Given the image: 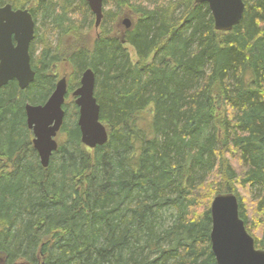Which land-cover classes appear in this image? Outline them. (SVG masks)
<instances>
[{"label":"trees","instance_id":"trees-1","mask_svg":"<svg viewBox=\"0 0 264 264\" xmlns=\"http://www.w3.org/2000/svg\"><path fill=\"white\" fill-rule=\"evenodd\" d=\"M242 1L220 32L205 3L114 0L90 42L85 0H0L48 22L34 81L0 88V264H216L209 209L226 192L264 249V0ZM123 12L128 29L113 19ZM62 61L75 70L67 96L94 72L108 140L82 144L65 103L44 168L24 108L47 100Z\"/></svg>","mask_w":264,"mask_h":264},{"label":"water","instance_id":"water-1","mask_svg":"<svg viewBox=\"0 0 264 264\" xmlns=\"http://www.w3.org/2000/svg\"><path fill=\"white\" fill-rule=\"evenodd\" d=\"M94 14L95 28L102 18L104 0H86ZM207 4L216 31L227 32L236 26L244 11L242 0H194ZM125 28L130 22L124 19ZM34 36V22L27 10L12 9L9 4L0 6V88L16 80L25 89L34 79L29 47ZM67 94L65 78L57 81L48 100L42 105L25 106L26 124L33 133L32 143L39 161L47 167L51 152L56 150V136L64 118L63 104ZM78 109L77 125L82 144L89 148L104 145L108 140L106 126L100 122L99 106L94 97V75L87 69L80 86L73 91ZM210 246L216 264H264V250L257 249L252 236L246 231L238 215V203L232 193L217 194L210 207Z\"/></svg>","mask_w":264,"mask_h":264},{"label":"rangeland","instance_id":"rangeland-1","mask_svg":"<svg viewBox=\"0 0 264 264\" xmlns=\"http://www.w3.org/2000/svg\"><path fill=\"white\" fill-rule=\"evenodd\" d=\"M3 4L4 3H2L1 6ZM32 5L35 6V4H32ZM115 10L116 9H115V5H114V0H107L105 3V6H104V13H103L104 15H103V19H102L103 21H102V23H100V26L98 28L94 27V17H92L93 23H90V26H88V29H85V31H84V34L88 37L90 42H92L98 34H102L104 29L105 30L109 29L110 21H109L108 15H113ZM126 10H130V8H127ZM125 18L132 20V18H130V14L128 13V15H127V13L125 14V12H123L122 15L118 14L117 17H114L113 19H115V20L118 19L119 20L118 23L121 25V27H124L121 22ZM35 20H36L35 21L36 37L34 38L33 45H32L33 60L37 59L39 57V55L41 53V49L43 47L40 43L39 35L37 33H39V34L46 33V35H47L46 27L48 24V22L45 23L44 19L41 18V16L39 14H37ZM47 37L50 38V41H52L53 45L56 44L57 38L55 37L54 33H53V35L48 33ZM126 48L128 49V51L130 53V57H131L132 61L135 62L136 56L134 54L133 49H131V47H129V46H127ZM55 70H56L55 76L57 77V78H55V81H57L58 79H60L62 77H65L66 81H67V87H69V85L72 84L71 82L73 79L75 80V70L71 66V64H69L67 61H62ZM79 80H80V76L77 79L78 83L74 87V89L78 87ZM72 92L68 96L66 95L67 98H66L65 103L68 106V111H70V110L74 111L73 107L75 105H74V98L72 96ZM77 113H78V110H77ZM64 138L65 137L62 134H59L57 136L56 140L58 143H60L64 140Z\"/></svg>","mask_w":264,"mask_h":264},{"label":"bare ground","instance_id":"bare-ground-1","mask_svg":"<svg viewBox=\"0 0 264 264\" xmlns=\"http://www.w3.org/2000/svg\"><path fill=\"white\" fill-rule=\"evenodd\" d=\"M85 2L87 3L86 0H85ZM6 4H8V3H6ZM6 4H3V5H6ZM9 5H10V4H9ZM87 5H88V3H87ZM0 6H1V5H0ZM88 7H89V6H88ZM22 10H27V9H26V8H22ZM89 10H90V9H89ZM103 10H104V9H103V3H102V14H103ZM27 11H28V10H27ZM90 12L92 13L91 10H90ZM28 13H29V11H28ZM29 14H30V13H29ZM92 14H93V13H92ZM30 15H31V14H30ZM211 15H212V14H211ZM31 17H32V16H31ZM93 17H94V14H93ZM125 19H128V18H125ZM32 20H33V18H32ZM123 20H124V19H123ZM123 20H122V22H123ZM128 20H129V22H130V26H131V21H130V19H128ZM33 22H34V20H33ZM94 22H95V18H94ZM213 23H214V21H213ZM122 24H123V23H122ZM123 26H124V24H123ZM130 26H129V27H130ZM94 27H95V26H94ZM124 27H125V26H124ZM34 28H35V22H34ZM126 29H128V28H126ZM232 29H233V28H232ZM230 31H231V30H230ZM220 32H223V31H220ZM227 32H229V31H227ZM33 38H34V36H33ZM32 41H33V39L31 40V42H32ZM29 57H30V54H29ZM30 62H31V57H30ZM87 69H90V68H86L85 70L82 71V73H81V75H80V80H81L82 74H83ZM90 70H91V69H90ZM91 71H92V70H91ZM92 73H93V75H94V93H95V74H94L93 71H92ZM34 78H35V75H34ZM62 78H65V77H62ZM60 79H61V78H60ZM60 79H58V80H60ZM58 80H57V81H58ZM80 80H79V85H78V87L80 86ZM15 81H16V80H15ZM33 81H34V79H33ZM33 81H32V82H33ZM57 81H56V83H57ZM65 81H66V78H65ZM16 82H17V81H16ZM32 82H31V83H32ZM31 83H30V84H31ZM56 83H55V85H56ZM17 84H18V82H17ZM30 84H29V85H30ZM66 84H67V81H66ZM29 85H28V86H29ZM28 86H27V87H28ZM18 87H19V86H18ZM27 87H26V88H27ZM78 87H77V88H78ZM26 88H25V89H26ZM54 88H55V86H54ZM77 88H75L73 91H75ZM21 90H24V89H21ZM66 95H67V94H66ZM72 96H73V98H74V100H75V96L73 95V92H72ZM65 97H66V96H65ZM94 97H95V96H94ZM47 100H48V98H47ZM45 102H46V101H45ZM45 102H44V103H45ZM44 103H43V104H44ZM27 104H29V103H27ZM27 104H26V105H27ZM26 105H25V106H26ZM29 105H32V104H29ZM38 105H42V104H38ZM63 105H64V104H63ZM34 106H37V105H34ZM98 106H99V105H98ZM99 109H100V107H99ZM24 110H25V108H24ZM63 110H64V109H63ZM99 115H100V110H99ZM64 117H65V112H64ZM77 117H78V115H77ZM63 121H64V118H63ZM62 124H63V123H62ZM76 124H77V123H76ZM61 126H62V125H61ZM77 126H78V125H77ZM27 127H28V126H27ZM78 128H79V127H78ZM28 129H29V128H28ZM60 129H61V128H60ZM29 130H30V129H29ZM30 131H31V130H30ZM79 131H80V130H79ZM31 132H32V131H31ZM30 135H31V133H30ZM31 136H33V133H32ZM32 139H33V138H32ZM57 143H58V142H57ZM32 144H33V143H32ZM57 147H58V146H57ZM86 147H87V146H86ZM33 148H34V146H33ZM88 148H89V147H88ZM34 149H35V148H34ZM90 149H94V148H90ZM35 150H36V149H35ZM56 150H57V148H56ZM56 150H54V151H56ZM54 151L51 152V155H52V153H53ZM36 152H37V150H36ZM37 154H38V152H37ZM51 155H50V157H51ZM38 157H39V154H38ZM49 160H50V159H49ZM42 167H43V166H42ZM44 168H46V167H44ZM226 193H230V192H226ZM219 194H222V193H219ZM233 195H234V194H233ZM215 196H216V195H215ZM215 196H214V197H215ZM234 196H235V195H234ZM235 197H236V196H235ZM236 199H237V198H236ZM212 200H213V199H212ZM212 200H211V202H212ZM237 203H238V201H237ZM210 207H211V204H210ZM209 210H210V209H209ZM210 231H211V230H210ZM252 238H253V237H252ZM253 240H254V239H253ZM257 249H259V248H257ZM261 250H264V249H261ZM211 251H212V250H211ZM212 253H213V252H212ZM214 258H215V257H214ZM15 264H20V263H15Z\"/></svg>","mask_w":264,"mask_h":264},{"label":"flooded vegetation","instance_id":"flooded-vegetation-1","mask_svg":"<svg viewBox=\"0 0 264 264\" xmlns=\"http://www.w3.org/2000/svg\"><path fill=\"white\" fill-rule=\"evenodd\" d=\"M12 9L15 10V9H20V8H13V7H12ZM33 20H34V19H33ZM34 22H35V20H34ZM34 37H35V28H34ZM33 40H34V38H33ZM32 42H33V41H32ZM32 42H31V43H32ZM32 45H33V43L30 44V47H29V54L32 52Z\"/></svg>","mask_w":264,"mask_h":264}]
</instances>
